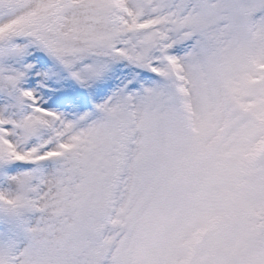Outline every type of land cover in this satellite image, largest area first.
Here are the masks:
<instances>
[{
	"label": "snow or ice",
	"instance_id": "snow-or-ice-1",
	"mask_svg": "<svg viewBox=\"0 0 264 264\" xmlns=\"http://www.w3.org/2000/svg\"><path fill=\"white\" fill-rule=\"evenodd\" d=\"M0 264H264V0H0Z\"/></svg>",
	"mask_w": 264,
	"mask_h": 264
}]
</instances>
